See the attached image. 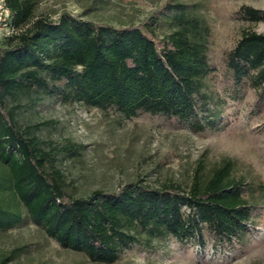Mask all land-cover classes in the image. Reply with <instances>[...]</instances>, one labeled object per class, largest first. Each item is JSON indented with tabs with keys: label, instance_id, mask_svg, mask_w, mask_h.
I'll return each instance as SVG.
<instances>
[{
	"label": "trees",
	"instance_id": "1",
	"mask_svg": "<svg viewBox=\"0 0 264 264\" xmlns=\"http://www.w3.org/2000/svg\"><path fill=\"white\" fill-rule=\"evenodd\" d=\"M7 3L10 25L21 30L0 42L1 229L27 217L61 246L105 263L115 261L140 230L183 240L199 237L204 224L217 239L232 241L249 229L254 188L231 174L230 160L206 177L199 165L186 191L173 183L158 188L130 182L71 196L57 156L75 155L80 147L69 139L44 146L36 134L43 122L20 126L18 105L6 107L7 98L62 80L53 91L64 98L113 106L125 116L140 111L176 116L194 130L213 126L218 119L207 115L202 90L214 68L207 57L210 26L202 15L188 3H171L161 20L167 30L158 37L152 26L116 27L66 12L56 20L33 19L31 0ZM239 12L264 20V9L242 5ZM226 64L235 83L250 78L264 99V33L243 31Z\"/></svg>",
	"mask_w": 264,
	"mask_h": 264
},
{
	"label": "rangeland",
	"instance_id": "2",
	"mask_svg": "<svg viewBox=\"0 0 264 264\" xmlns=\"http://www.w3.org/2000/svg\"><path fill=\"white\" fill-rule=\"evenodd\" d=\"M31 1L33 19L56 20L66 12L116 27L133 25L145 30L152 26L158 37L167 30L161 20L171 3H188L206 19L210 26L207 57L214 68L202 90L207 115L218 119L213 126L194 130L176 116L145 111L125 116L113 106L100 108L64 98L53 91L54 86H62V80L49 81L46 89L34 85L7 98L6 107L18 105L20 126L43 122L36 134L44 146L69 139L80 147L75 155L57 156L71 196H86L94 189L113 191L130 182L158 188L173 183L186 191L199 165L206 177L230 160L231 174L254 188L251 226L232 241L217 239L204 224L199 237L183 240L140 230L138 239L124 247L115 261L105 263L61 246L26 217L12 228H0V264H264V99L250 78L235 83L226 64L227 53L243 31L264 33V20L245 18L240 7L264 9V0ZM20 30L17 27L8 34L1 28L0 42ZM181 209L184 214L188 211L184 205Z\"/></svg>",
	"mask_w": 264,
	"mask_h": 264
},
{
	"label": "built area",
	"instance_id": "3",
	"mask_svg": "<svg viewBox=\"0 0 264 264\" xmlns=\"http://www.w3.org/2000/svg\"><path fill=\"white\" fill-rule=\"evenodd\" d=\"M12 17V11L7 0H0V29L4 27L8 34L14 30V27L10 25Z\"/></svg>",
	"mask_w": 264,
	"mask_h": 264
}]
</instances>
